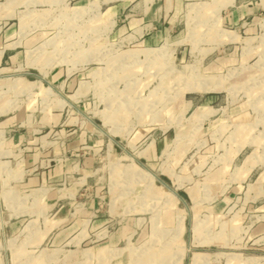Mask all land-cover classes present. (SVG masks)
<instances>
[{
	"label": "rangeland",
	"instance_id": "obj_1",
	"mask_svg": "<svg viewBox=\"0 0 264 264\" xmlns=\"http://www.w3.org/2000/svg\"><path fill=\"white\" fill-rule=\"evenodd\" d=\"M241 1L0 0V264H264V0L244 35L221 19ZM132 11L170 29L159 48L115 32ZM45 168L52 208L26 185ZM71 197L96 205L52 224Z\"/></svg>",
	"mask_w": 264,
	"mask_h": 264
},
{
	"label": "crops",
	"instance_id": "obj_2",
	"mask_svg": "<svg viewBox=\"0 0 264 264\" xmlns=\"http://www.w3.org/2000/svg\"><path fill=\"white\" fill-rule=\"evenodd\" d=\"M260 9L262 10V7H259V3H253V2H248L244 4V0L236 3L234 5L229 6L228 8H224L221 12V19H222V25L226 26V27H230V28H234L236 30V32H240L241 34L244 35V33L246 34H250V33H258L263 30L262 28V24L260 22V20L262 19L261 15L262 12L260 11ZM132 10V8L130 9V11ZM125 12V6L124 4H120V5H115V6H111L110 11L108 10V12H104V14H107L108 16H113L116 15L118 13H123ZM126 14V13H125ZM145 15V17H144ZM264 23V22H263ZM165 24V23H164ZM163 23L158 24V23H152L149 21V19L146 17V14L142 12H138V11H132L128 14L125 15L124 19H121L120 21H117L116 26L114 28L116 33H125L126 31L130 30V31H136L139 30L140 32H145L144 34V45L145 47H142L141 49H146L149 51V49H155L156 47H160L159 45H161V43H159L160 41H162L163 37H164V33L170 29H168L166 27V24L164 25ZM175 26V24H172V27ZM242 35V38L244 37ZM236 45H234L233 47H235ZM130 51H134L129 49ZM127 50V51H129ZM152 51V50H151ZM126 52V51H125ZM129 57V56H127ZM218 58V57H217ZM221 59V60H220ZM219 60L220 63H225V64H237V63H242V58L237 56V53H235V51L231 50L230 52H226L225 55L219 56ZM60 74L57 73L56 71L51 73L50 78L52 79H60ZM10 123H8L7 121H3L1 123V127H7ZM25 138V135L22 134V132H15L11 137H8L6 139V143L7 144H11L14 145L16 143L22 142V140ZM36 140L40 139L35 137ZM249 139H247V137L244 135V143L247 142ZM75 142H78V139H75L74 141H72V143L75 144ZM69 143H71V141H69ZM242 144V142L240 143ZM72 145V144H71ZM253 157L252 154L251 155H247L246 157L243 158V168L245 170H251V166H252V161ZM138 172V171H136ZM57 172L55 168H45L44 170L40 171L39 173L33 174L30 177H27V184L29 187H35V191L40 190L42 192H44V194L39 195V199L40 197H42L43 199L41 200V202L45 203V207L48 208H52L55 206V203L53 202L55 200V192H52V186H51V182H53V180H55V178L57 177ZM264 175H260L261 178V182L264 181ZM150 179V178H149ZM48 181V182H47ZM149 185V184H148ZM178 185L174 187V189H177ZM260 189V188H259ZM170 193H174L175 195L176 192H174L173 190L169 189ZM36 191V192H37ZM186 191L189 194V197L196 202V197H195V192L193 191V189H186ZM260 192V191H259ZM174 194H172V197L175 196ZM71 195H73V193L71 192ZM169 198V197H168ZM167 198V200H169ZM229 202L228 197H223L218 201H214L212 204L210 205V208L212 209L211 211H213V213H218V212H222L223 209L227 206ZM95 203L94 202H89L86 201L85 203H81V202H74V198L71 197V199H67L66 201H64L61 206L59 208H57V211L55 212V216H54V220L52 221L53 223H59V222H65L67 219H71L70 223L71 224H78V223H83L84 219L86 216H88V211L91 208L95 207ZM77 208H80L81 211L77 214ZM181 222V219L179 220ZM67 222V221H66ZM180 227L181 224H180ZM179 227V228H180ZM264 227V225H263ZM262 227V228H263ZM195 228V227H194ZM261 227H256V231H259L262 229ZM146 249V247L144 249H141L142 251H144ZM89 249L87 250H83L82 254L83 255H87L89 256ZM114 251L110 248L107 247H101L97 250V254L99 255V257H111L113 255ZM153 255V254H152ZM104 256V257H103ZM202 255L199 253H195L193 255V264L197 263V259L200 258ZM152 257V256H151ZM181 258V256H180ZM179 260V258H178Z\"/></svg>",
	"mask_w": 264,
	"mask_h": 264
},
{
	"label": "bare ground",
	"instance_id": "obj_3",
	"mask_svg": "<svg viewBox=\"0 0 264 264\" xmlns=\"http://www.w3.org/2000/svg\"><path fill=\"white\" fill-rule=\"evenodd\" d=\"M147 55L149 54V53H146ZM202 86V85H201Z\"/></svg>",
	"mask_w": 264,
	"mask_h": 264
}]
</instances>
